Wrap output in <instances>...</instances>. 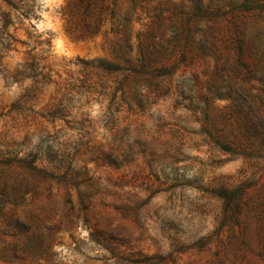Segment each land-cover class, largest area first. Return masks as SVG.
Here are the masks:
<instances>
[{"label": "rangeland", "instance_id": "1", "mask_svg": "<svg viewBox=\"0 0 264 264\" xmlns=\"http://www.w3.org/2000/svg\"><path fill=\"white\" fill-rule=\"evenodd\" d=\"M73 2L0 0V264H264V0Z\"/></svg>", "mask_w": 264, "mask_h": 264}, {"label": "trees", "instance_id": "2", "mask_svg": "<svg viewBox=\"0 0 264 264\" xmlns=\"http://www.w3.org/2000/svg\"><path fill=\"white\" fill-rule=\"evenodd\" d=\"M132 9L138 5L139 0H130ZM118 0H111L106 6V0H74L72 11L70 12L69 28L70 34H76L78 38H91L101 32V27L109 22L111 25V34H124L119 40L112 41L113 51L121 52L125 48H129L130 36L126 34V28L130 24L131 19L126 17L123 19V26L118 25L117 19ZM152 37L148 41L139 44V58L136 65L129 63L126 69H106L107 72H128L129 77L138 79L141 82H147L160 76H165L168 70L170 60L167 55L160 53L151 44ZM130 49V48H129ZM98 69H103L99 66ZM34 78V77H33ZM38 84V82H36ZM35 89L34 91H36ZM29 91V93H34ZM4 162L0 159V166Z\"/></svg>", "mask_w": 264, "mask_h": 264}]
</instances>
